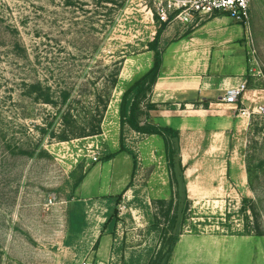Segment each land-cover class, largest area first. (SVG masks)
Wrapping results in <instances>:
<instances>
[{
  "label": "rangeland",
  "instance_id": "obj_1",
  "mask_svg": "<svg viewBox=\"0 0 264 264\" xmlns=\"http://www.w3.org/2000/svg\"><path fill=\"white\" fill-rule=\"evenodd\" d=\"M154 1L0 0V264H146L160 249L156 224L173 193L162 139L125 128L135 169L127 153L102 161L119 149L123 91L152 65L148 43L162 24ZM208 20L166 24L158 46L171 79L146 99L157 105L154 123L180 132L189 204L168 264H264V128L256 129L264 118L241 117L243 105L224 103L225 90L214 87L194 104L171 100L175 86H206L244 67L247 93L264 102V0H251L248 25L226 19L238 26L227 29L234 41L215 43L210 68L190 55L206 49L190 39ZM113 63L120 72L100 135L59 142L37 133L34 125L51 122L52 108L30 105L25 79H56L63 70L78 94ZM243 199L256 203L254 225L251 211H240L254 204ZM72 207L84 218L77 233ZM247 230L263 235H238Z\"/></svg>",
  "mask_w": 264,
  "mask_h": 264
},
{
  "label": "trees",
  "instance_id": "obj_2",
  "mask_svg": "<svg viewBox=\"0 0 264 264\" xmlns=\"http://www.w3.org/2000/svg\"><path fill=\"white\" fill-rule=\"evenodd\" d=\"M165 27L166 24L162 23L156 31L154 39L148 43V49L153 52L151 67L133 81L121 95L118 106L120 126L119 149L116 152L106 154L102 160L103 162L109 161L119 153H127L132 157L133 170L135 169V154L125 147L123 140L125 128L139 134L156 135L162 139L164 158L169 173V185L173 193L167 210L161 214L163 223L158 222L156 224V229H158L161 237V247L146 264L169 263L174 248L182 234L185 212L189 204L184 166L181 160L179 129L171 125L154 123L151 120L150 112L156 111L157 105L146 100L160 75L163 51L159 49L158 41ZM104 68L107 70H105V73L100 74V77L89 76L85 83L78 87V94H75L73 90L76 84L67 82L66 77L63 75V70H60V73L58 70L56 79L52 75L53 73H51L52 78H39L34 75L25 79L23 81L24 95H27L29 98L30 105L49 106V108H52V112L47 111L46 114L48 117H52V121L48 122L46 120L43 125H34L37 133L59 142L100 135L102 120L112 99L113 90L117 86L120 72L119 66L116 63L105 65ZM52 79L54 80L53 82H51ZM85 85L88 86L86 90H79L81 86ZM36 115L33 112H23L22 117L24 119L36 120L34 118ZM263 128L264 125L256 129L261 130ZM246 172L248 176L247 180L251 183V168L247 167ZM84 177L85 174H82L77 179L76 185H79ZM243 202L254 204L248 207L242 204L240 211L244 214L247 211H251V223L253 225L256 224L259 218L256 212V203L253 200L247 199H243ZM73 208L69 210V225L71 233H77L82 228L84 218L80 215L78 209ZM227 216L229 217V213ZM246 220H248V217H246ZM250 232L254 233L253 235L256 237L263 235L259 230H247L246 233H238V235L250 236L252 235Z\"/></svg>",
  "mask_w": 264,
  "mask_h": 264
},
{
  "label": "built area",
  "instance_id": "obj_3",
  "mask_svg": "<svg viewBox=\"0 0 264 264\" xmlns=\"http://www.w3.org/2000/svg\"><path fill=\"white\" fill-rule=\"evenodd\" d=\"M251 0H155L154 13L159 23L191 25L216 15L227 16L233 21L248 25ZM246 92V82L225 90L224 103L236 105ZM252 106L240 109L241 117L253 115L264 118V102L253 100Z\"/></svg>",
  "mask_w": 264,
  "mask_h": 264
},
{
  "label": "crops",
  "instance_id": "obj_4",
  "mask_svg": "<svg viewBox=\"0 0 264 264\" xmlns=\"http://www.w3.org/2000/svg\"><path fill=\"white\" fill-rule=\"evenodd\" d=\"M226 19L229 18L225 16H214L210 18V20L204 22L201 26H199L198 29H196L192 33L193 37L190 39L191 46H203L206 47V49L204 51H192L190 55L192 58H198L202 56L203 58L207 59V64L205 66L206 68H210V66L212 65V58L214 57L213 50L215 48L216 42L218 43V45L220 41H222L220 43L230 45L232 43L231 41H234L233 39L230 40L232 36L230 35V32L227 29L229 27L237 28L238 26L232 25L228 27L229 22ZM222 35H224V37H222ZM243 73L245 74V68L240 67L239 70L235 69L232 72H229L228 75L223 76L220 80L216 81V83L206 81V86H199V84L197 86H194L196 85L195 82L188 83L186 84V86L183 87L177 88L175 86L173 89L174 92L172 93L171 100H178L180 101V103L183 102L186 105L194 104L202 100L201 97L210 96L211 92H213V87L217 90H226L227 88L236 87L239 84L246 82ZM170 79L171 76H168V74H166V70L164 68V56L162 54V66L160 70V75L154 88L152 89V92L157 91L159 87L163 86L166 82H169ZM247 92L248 91H246L242 99L236 104L237 106L239 105V103L244 106H252L251 102L255 100L253 98L255 94H248ZM236 105L229 106L235 107Z\"/></svg>",
  "mask_w": 264,
  "mask_h": 264
}]
</instances>
